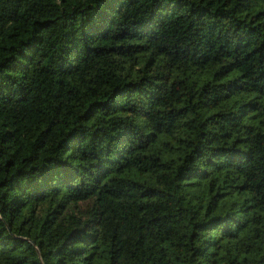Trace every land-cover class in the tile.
I'll list each match as a JSON object with an SVG mask.
<instances>
[{
	"label": "trees",
	"instance_id": "trees-1",
	"mask_svg": "<svg viewBox=\"0 0 264 264\" xmlns=\"http://www.w3.org/2000/svg\"><path fill=\"white\" fill-rule=\"evenodd\" d=\"M0 264H264V0H0Z\"/></svg>",
	"mask_w": 264,
	"mask_h": 264
}]
</instances>
